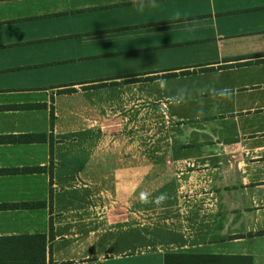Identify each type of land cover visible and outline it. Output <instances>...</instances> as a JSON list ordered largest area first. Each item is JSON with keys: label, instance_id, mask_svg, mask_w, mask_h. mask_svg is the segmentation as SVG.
<instances>
[{"label": "crops", "instance_id": "obj_1", "mask_svg": "<svg viewBox=\"0 0 264 264\" xmlns=\"http://www.w3.org/2000/svg\"><path fill=\"white\" fill-rule=\"evenodd\" d=\"M156 3L140 13L131 0H0V135L43 133L0 141V169H17L0 170V236L43 234L44 264H162L167 250L264 264V0ZM126 52L163 62L102 71ZM130 89L171 126L162 184L182 194L158 203L184 205L173 231L161 217L148 240L128 228V197L98 195L101 156L114 157L110 186L128 187V162L117 178L116 151L98 141L106 120L116 139L102 109L128 107ZM30 200L43 204L3 205Z\"/></svg>", "mask_w": 264, "mask_h": 264}, {"label": "rangeland", "instance_id": "obj_2", "mask_svg": "<svg viewBox=\"0 0 264 264\" xmlns=\"http://www.w3.org/2000/svg\"><path fill=\"white\" fill-rule=\"evenodd\" d=\"M89 44H86L88 46ZM124 46V43L120 44V47ZM125 52L121 51V54ZM116 57V58H113ZM101 62L100 67L102 71L108 72V69L112 72H125L127 70L140 69L145 67L148 62L162 63V60L154 58H139L134 57L132 54L126 52L125 55H121V58L117 59L119 55L113 56ZM154 94L158 98H163L164 92L170 94V91L160 89H153ZM138 97L133 95L132 89L128 91V107H116L115 109L108 111L102 109V117L106 119L116 118V129L117 137L109 133V127H114L112 123L106 120V124L102 125V131L105 135L98 141L102 149H109V151H116L115 159L122 165H119L117 178L122 176V169L124 163L128 162V187H123L118 181L116 188H113L109 184V180L112 177L114 170V157L112 156H101V160L97 162L101 164L100 168V196H113L116 197H128V228H133L136 232V237L139 239H154L156 228H160L159 222L165 223L161 220V217H166V226L170 227L173 231L175 223L178 221L175 210H178L182 204L176 206L169 204H159L157 196H171L182 194L172 189L171 184H166L163 187L162 181L167 176H171V169H167L168 173L163 175L164 163L169 160L164 155V151L171 146V140L166 138L169 134L171 126L170 123L163 121V114L156 108V105L151 102H145L137 100ZM156 101V100H155ZM157 103V101H156ZM158 104V103H157ZM173 104L169 102V109L172 108ZM106 127L107 129H104ZM112 130V128L110 129ZM111 132V131H110ZM88 140L86 143L87 147H92L93 144L97 145L96 141ZM123 154V155H122ZM91 158V157H89ZM113 162V163H112ZM120 173V174H119ZM120 179V178H119ZM91 180V177L89 178ZM122 180V179H121ZM169 181V180H167ZM74 185H76L74 183ZM92 185V184H91ZM113 188V189H112ZM95 190H98L95 188ZM92 188H86V194H93ZM96 195V193L94 192ZM109 206V204H106ZM117 208L120 204L114 205ZM166 207L165 214H162L160 210ZM159 210V213H158ZM115 213L119 214L121 211L116 210ZM158 215V216H157ZM170 215V216H168ZM167 226V228H168ZM153 229V230H152ZM171 233L170 230H168ZM140 237L138 236L139 234ZM146 235H145V234ZM168 233V232H167ZM144 234V236H143ZM149 234V235H147ZM165 234V233H164ZM173 235V233H171ZM171 237L173 238V236ZM168 239V237H167ZM142 240V238H141Z\"/></svg>", "mask_w": 264, "mask_h": 264}, {"label": "trees", "instance_id": "obj_3", "mask_svg": "<svg viewBox=\"0 0 264 264\" xmlns=\"http://www.w3.org/2000/svg\"><path fill=\"white\" fill-rule=\"evenodd\" d=\"M206 67H200L204 69ZM148 78H151L148 76ZM129 80H137L133 77ZM103 83H100V85ZM69 90V88H67ZM29 105V104H28ZM43 139V133L2 134L0 141L28 142ZM40 166L21 167L22 171L40 169ZM0 170H17L1 168ZM43 204L41 200L8 202L3 205L30 207ZM264 231V230H263ZM44 235L41 233L0 236V264H44ZM162 264H251L248 254H224L167 250Z\"/></svg>", "mask_w": 264, "mask_h": 264}, {"label": "clouds", "instance_id": "obj_4", "mask_svg": "<svg viewBox=\"0 0 264 264\" xmlns=\"http://www.w3.org/2000/svg\"><path fill=\"white\" fill-rule=\"evenodd\" d=\"M131 3L135 6L137 12L143 13L146 7H157L156 0H131ZM162 89L167 86V82L164 79H158L156 81ZM219 97L224 100H230L232 97V90L228 87L218 90Z\"/></svg>", "mask_w": 264, "mask_h": 264}]
</instances>
